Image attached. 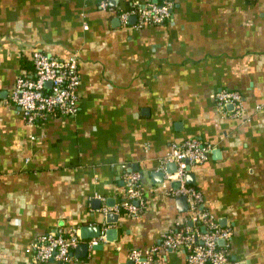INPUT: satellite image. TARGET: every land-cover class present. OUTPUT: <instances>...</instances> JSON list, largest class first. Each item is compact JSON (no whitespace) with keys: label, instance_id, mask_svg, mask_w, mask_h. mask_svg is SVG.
<instances>
[{"label":"crops","instance_id":"1","mask_svg":"<svg viewBox=\"0 0 264 264\" xmlns=\"http://www.w3.org/2000/svg\"><path fill=\"white\" fill-rule=\"evenodd\" d=\"M130 2L0 0V264H33L37 236L82 226L114 233L84 256L73 248L66 264H132L129 250L185 223L186 199L168 194L175 180L163 181L159 159L189 137L211 146L185 183L230 230L228 260L264 264V0H171L164 22L141 28L117 17ZM35 49L75 53L79 84L72 115L29 125L7 95ZM222 88L240 93L239 117L216 105ZM127 173L141 188L136 215L110 210ZM185 254L155 248L150 264H185Z\"/></svg>","mask_w":264,"mask_h":264},{"label":"built area","instance_id":"2","mask_svg":"<svg viewBox=\"0 0 264 264\" xmlns=\"http://www.w3.org/2000/svg\"><path fill=\"white\" fill-rule=\"evenodd\" d=\"M108 1L97 0L101 9H109ZM129 8L117 14L120 22L124 23L130 15H134L135 28L164 22L172 8L171 0H161L159 3H148L138 6L133 0ZM32 71L30 75L16 77L8 92L7 100L19 112L21 119L29 125L44 121L48 117L72 115L76 110L77 87L79 76L77 71V55L66 57L49 55L35 49L31 52ZM48 82L49 85L45 83ZM216 105L221 109L225 104L233 106V117L242 113L241 95L236 90L222 88L215 94ZM211 150L207 142L196 137H189L180 143L169 145L159 159L163 172V181L175 180L178 185L168 187L171 196H184L187 203L185 223H178L173 228L166 229L160 235L156 247L147 251L131 249L128 259L132 264H150L154 249L182 248L186 252L185 264H235L228 260L225 242L230 237V230L219 226L202 208L200 193L184 181L185 167L203 163ZM174 165L173 171L164 167ZM124 199L115 207L113 212L125 211L129 215H136L142 207L140 185L136 173H127L124 177ZM104 213L109 209H102ZM105 239L103 231L95 238L87 241V246L98 244ZM222 240L223 246L217 241ZM77 229L67 231L57 229L48 231L36 237L27 246L26 251L31 253L33 264H47L54 261L56 264H66L69 252L78 244Z\"/></svg>","mask_w":264,"mask_h":264},{"label":"water","instance_id":"3","mask_svg":"<svg viewBox=\"0 0 264 264\" xmlns=\"http://www.w3.org/2000/svg\"><path fill=\"white\" fill-rule=\"evenodd\" d=\"M132 18V17H130ZM129 18V19H130ZM46 85H49L48 82L45 83ZM169 167L167 170L168 171H173L174 170V165L171 164V163H168L166 164V167ZM188 166L185 167V170H188ZM191 174L187 173L185 174L184 176V181L185 182H189L190 179H191ZM178 185V183L175 181V187ZM185 198L183 196H179V198H177V200L180 202V201H183ZM99 233V227L98 226H82L80 227L79 229V237L81 239H90V238H95ZM114 233V230H107L105 232V239L109 238V234L112 235ZM217 243L219 245H221L223 243L222 240H218ZM99 245L98 244H95V245H92L91 248L92 249H95L97 248ZM74 250H78L80 251V256H84L86 254V251H87V244L86 243H79L77 244L75 247H74Z\"/></svg>","mask_w":264,"mask_h":264}]
</instances>
